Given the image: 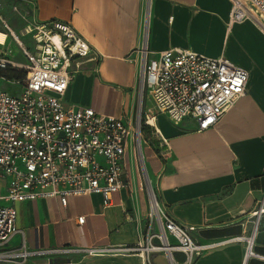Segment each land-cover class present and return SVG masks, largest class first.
Returning <instances> with one entry per match:
<instances>
[{
    "label": "crops",
    "instance_id": "0c3cea01",
    "mask_svg": "<svg viewBox=\"0 0 264 264\" xmlns=\"http://www.w3.org/2000/svg\"><path fill=\"white\" fill-rule=\"evenodd\" d=\"M20 1L32 8L35 22H69L91 46L72 72L64 101L92 106L130 127L139 120L145 176L162 207L193 227L195 242L217 244L190 262L174 251V264H264V213L253 239L258 256L244 262L245 243L234 239L251 232L248 213L264 193V32L256 22H229L230 0ZM170 47L224 56L247 70L244 94L214 128L195 131L191 117L173 122L141 87L142 48L153 59ZM19 69L12 73L21 76ZM125 182L107 204L99 193L68 195L64 205L56 196L14 202L22 232L2 248L24 245L31 253L22 263L0 264H169L161 252L148 261L106 250L135 244L145 230L146 181L131 143ZM0 187L2 194V180Z\"/></svg>",
    "mask_w": 264,
    "mask_h": 264
},
{
    "label": "built area",
    "instance_id": "2783aa9c",
    "mask_svg": "<svg viewBox=\"0 0 264 264\" xmlns=\"http://www.w3.org/2000/svg\"><path fill=\"white\" fill-rule=\"evenodd\" d=\"M228 21L251 19L264 32V0H230ZM0 31V263H22L31 252L24 245L2 248L21 233L14 202L56 196L61 204L68 195L99 193L104 203L125 186L127 148L138 150L141 122L135 127L120 118L102 114L92 106L67 103L63 97L79 59L91 52L89 42L69 22L37 21L17 31L4 21ZM31 35L32 44L19 36ZM8 37L20 45L25 62L8 58ZM139 83L155 109L175 123L191 117L195 131L214 128L237 98L244 94L247 70L224 56L211 57L183 47L160 51L148 59L141 50ZM21 68V76L11 75ZM146 183L148 210L144 234L133 245L108 247L112 253H138L148 257L164 253L174 264L173 252L191 261L217 244L195 242L190 230L171 218L155 188ZM264 193L248 213L251 232L236 236L245 243L244 262L258 256L252 249ZM82 220V216L79 217ZM89 253L96 250L90 249ZM264 259V257H262Z\"/></svg>",
    "mask_w": 264,
    "mask_h": 264
},
{
    "label": "rangeland",
    "instance_id": "374dc122",
    "mask_svg": "<svg viewBox=\"0 0 264 264\" xmlns=\"http://www.w3.org/2000/svg\"><path fill=\"white\" fill-rule=\"evenodd\" d=\"M6 22L11 29L15 32L21 30L23 27L32 26L35 22L33 17V11L30 6L23 3L20 0H0V26L2 22ZM20 40L23 44L30 45L32 44L31 35L19 36ZM4 52L8 58L14 61H24L23 56L21 54L20 45L13 37H8L5 46ZM20 74L23 73V69H19ZM13 75V73H10ZM145 137V135H144ZM143 135L141 137L140 148L137 150L134 149V153L136 156V162L138 165V169L140 175L144 181L147 182L146 176L147 171L145 168L144 158H143V146L142 143ZM146 184V183H145ZM1 189V187H0Z\"/></svg>",
    "mask_w": 264,
    "mask_h": 264
},
{
    "label": "bare ground",
    "instance_id": "6f19581e",
    "mask_svg": "<svg viewBox=\"0 0 264 264\" xmlns=\"http://www.w3.org/2000/svg\"><path fill=\"white\" fill-rule=\"evenodd\" d=\"M14 34L16 35L17 33L15 31H13ZM5 36V33L3 31H0V40H2ZM16 37L18 38V36L16 35ZM150 122H153V120H150Z\"/></svg>",
    "mask_w": 264,
    "mask_h": 264
}]
</instances>
